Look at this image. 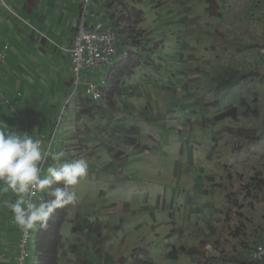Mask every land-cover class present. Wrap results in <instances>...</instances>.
<instances>
[{
    "label": "crops",
    "instance_id": "0c3cea01",
    "mask_svg": "<svg viewBox=\"0 0 264 264\" xmlns=\"http://www.w3.org/2000/svg\"><path fill=\"white\" fill-rule=\"evenodd\" d=\"M11 1L15 2L16 0ZM204 1L213 4L216 0ZM182 4H188L190 8L195 7L186 1H183ZM217 6H219L218 12L222 13L219 20L220 25L217 24L216 31L209 32L207 39L211 46L208 48L207 45H203L206 49L205 55H214L213 48L215 45L211 42L215 35L216 37L225 38L224 41L219 42V45L224 42L225 46L227 45L232 50V53L228 55L226 62L218 60L216 57L211 59V62L215 64L216 71L223 72L222 74L216 73V76H214L213 72L203 71L204 77L201 76V81H193L194 83L206 82L202 92H207L209 89L213 93H217L218 88L217 86L213 87V85H216L213 82L218 79L217 76L219 75V78L222 77L223 80H226L220 86H230L232 81L237 79L232 70L239 71L240 69L241 72L244 69L245 71L242 72L248 73L253 67L261 63L257 57L256 48L264 43V0H219ZM184 11V9L180 11L182 20L186 19L183 16L185 14L192 18L198 16V11L191 13H184ZM78 21L79 18H77V25ZM196 26H198L197 23L193 25L186 23L181 28L197 31ZM74 33L70 39L69 47L59 45L60 43L56 41L49 42L43 32L39 35H43L42 37L50 43L51 49L62 50L70 57L68 48H72ZM6 43L0 37V51ZM199 43L200 41L198 45ZM141 44L143 49L146 48L145 52L139 53L132 46H128L127 49L130 54L132 53L131 57L139 61V64L137 63L138 69L133 72V76H125L116 80L113 88L109 89L106 100L102 102V108H95L92 100L87 95L86 99L82 97L86 93H80L78 95L80 97L70 104H68L67 97L63 104L62 112L70 111V114H68V117L66 116L65 140L61 144L62 150L60 151L87 159L89 167L87 175L73 189L74 191L76 189L80 191L77 193V203L70 212L69 219H67V223L63 228V243L59 264H152V261H148L150 254L141 252V250L146 252L151 243V239L146 237L147 232H144L146 228L150 227L144 220H141L149 214L154 222H162L163 229L167 233L166 241L174 238L180 239V241L185 239L187 246H194L195 238L200 236L208 237V234H212L217 237L218 223L220 222L217 215L220 213L219 206H222V201L225 200V195L218 193L221 186L218 179H226L227 172L225 170L224 176L221 177L214 175L212 178H206L205 175L207 170L209 172V170L215 169L216 166L222 165L223 156L219 154L218 159L214 158L210 155V151L208 152L207 149L202 150V147L205 148V146L200 143L197 137H194L202 124L200 120H196L198 114L196 107H200L198 100L192 106H190L191 96L187 100H182V102L173 100L161 104V96L165 99L170 91L175 92L173 98L169 97L170 100L178 97L182 99L181 93L186 94L191 91L188 88L189 81L186 82L187 80L184 79L185 81L182 80L181 85L173 84L171 86L163 81V77L162 80L152 76L155 79V94L150 92L145 83L143 85L146 88L143 90L142 84L130 83L136 73L143 69V65H149L147 62H150V60L144 59L143 55L149 54L151 44L147 41L141 42ZM184 45L182 47L186 50L182 54L187 51L186 55H188V51L192 50V46H197V40L195 38L189 39L188 43ZM182 54L179 55L182 56ZM205 55L202 57L203 62H207ZM119 59L123 61V56H120ZM262 66L264 67L263 64ZM149 67L152 66L149 65ZM1 70L0 73H8L6 68ZM189 71L190 66L185 72L187 77L191 75ZM206 74L207 76H205ZM262 74L256 72L255 77L257 79L258 76L263 78L264 75ZM172 78L177 79L173 76L167 78V80ZM5 79L6 77L3 80L0 79V104L10 105L13 112L12 116L18 122L15 123L13 119V124L18 125L19 132L22 135L30 136L32 134L33 138L45 135V132H39L29 127L25 117L22 118L21 115V117L17 115V110L14 112V107L18 104L21 93L17 92L13 104L4 91ZM212 79L213 81H211ZM227 80H229V83H227ZM211 84L213 85L211 86ZM178 86L180 87L178 88ZM260 86L263 88L264 84ZM140 88L141 92L139 93ZM65 89L70 95L71 91H69L68 86H65ZM61 90L59 89V91ZM144 90H148V92L145 93ZM213 97L216 100L215 94ZM61 103L62 100L58 99L57 108L61 106ZM208 104L212 107L210 102ZM215 105H217L216 102ZM219 105L218 108L227 105L224 107L225 111H229L232 107L228 108V105H232L231 100H225ZM150 106L152 108H149ZM153 106H156V108ZM186 107L189 109H186ZM188 110L192 111V115H195L193 120L188 119ZM149 112H151L150 115ZM15 113L17 114L15 115ZM179 115L182 117L181 120H178ZM216 116L210 115L208 121L206 120L209 125L207 128L208 134L212 133L216 123H227L226 121H217ZM56 118L52 117V131L50 134H46V137L53 134ZM45 124L46 122H43L40 125L43 127ZM193 125L195 127L191 128ZM6 128L10 129L9 126ZM168 130L175 134L174 138L167 136ZM182 130L186 132L189 138L187 145L183 143V133L179 134V132H183ZM229 130L230 136H232V129L229 128ZM10 131H13V128ZM227 131L226 126L224 131L220 132V137L222 138L223 134L226 135ZM58 132L54 135L52 148L54 152H57L54 143ZM207 143L210 145L211 140H208ZM44 145L46 146L47 142ZM166 149L172 150L167 151ZM212 154L215 155L216 153L212 152ZM214 160L215 162H213ZM48 163L55 162L49 160ZM210 184L214 186L211 187ZM86 187H91V189H85ZM9 195L11 194L9 193ZM114 196L119 198L115 200L113 199ZM133 196L135 199L139 198V203L136 205L132 204ZM140 197L145 198L140 199ZM97 201L100 203L97 204ZM110 206H116L117 208L116 210L107 209ZM154 208L159 211L161 221L154 214ZM202 208L213 211L211 220L207 217L200 218V215L205 213V209ZM138 210L140 215L146 217L142 218L140 216L141 219H139L137 212L133 214L134 211ZM10 214L8 210L0 214V264H14L11 257L13 255L10 252V243L15 236H18L16 241L21 244L23 237L22 230L15 222L13 221L12 225L7 221ZM133 221L138 227L134 228ZM205 224L208 225L207 229L203 228V226H206ZM127 236L128 244L129 241L130 244L122 249L123 252L121 250L117 251L116 245H119L118 248L120 249L124 243L123 240ZM263 236L264 232H261L259 239L261 240ZM134 241L135 244L139 243L137 244L139 245L138 248L131 247ZM19 243L18 250L20 251ZM108 245L110 246V253L105 247ZM184 249L183 244H181L180 247L176 248V251L179 253L182 250L181 254L183 255ZM6 250L9 251L6 252ZM130 251H137V253H134L131 263L126 258L127 253H130ZM113 252L117 256L114 257ZM145 256H147V259ZM177 259L178 255L173 261Z\"/></svg>",
    "mask_w": 264,
    "mask_h": 264
},
{
    "label": "rangeland",
    "instance_id": "374dc122",
    "mask_svg": "<svg viewBox=\"0 0 264 264\" xmlns=\"http://www.w3.org/2000/svg\"><path fill=\"white\" fill-rule=\"evenodd\" d=\"M128 1L134 2L135 0ZM183 1L189 2L191 6L195 7L190 8L188 4H182ZM81 2L82 0H16L15 2L0 0V37H2L4 43L7 42L10 45L8 50L10 65L9 67L5 66L8 73L1 72L0 79L3 80L6 77L4 80V91L13 104L15 103L17 92L21 93L18 98V104L14 107V112L17 110L18 113H15V115L22 116V118L24 116L29 127L39 132L51 133L53 127L51 123L52 117H57L56 119H58L67 97L68 104H70L80 97L78 96L80 93L85 94L86 86L84 84L87 80L92 77L94 82L100 83L109 73L106 68H99L94 75H91L90 71H83L81 73L82 84L79 85L78 91H76L71 58L62 50L51 49L50 47V41H56L60 43L59 45L62 44L66 47L70 46V39L76 30L77 18H79V13L81 12ZM218 2L219 0L214 1L213 4H216L213 5L204 0H137V9L143 12L146 20V23L139 28V33H141L139 36L143 40L141 42L147 41L151 44L149 56L144 54L143 58L150 60L147 63L152 67L146 64L143 65V69L136 73L130 83L142 84V90L146 88L143 85L145 83L150 92L155 94V79L152 76L161 79L163 77L164 80H162L171 86L173 84L181 85L182 80L189 81L188 88L191 91L186 94L181 93L182 99L178 97L170 100V96L171 98L175 96V92L170 91L165 99L161 96V104H165V101L172 102L173 100L182 102V100H187L190 96V106L199 101L200 107H196L198 111L196 120H200L202 124L194 137H197L200 143L205 146V148L202 147V150L207 149L214 158L218 159L219 154L223 156L222 165L216 166L215 169L209 170V172L207 170L205 177L212 178L214 175L221 177L224 176L225 170L227 172L226 179H218V183L221 184L218 193L224 194L225 200L222 201L223 205L219 206L220 213L217 215L220 221L218 223L217 237L212 234H208V237L200 236L195 238L194 246H187L185 239L180 241V239L174 238L166 241L167 233L163 229L162 222H154L150 214L147 217L140 215L139 210L133 212V214L137 212L139 219H141L140 216L142 218L146 217L141 220H144L150 227L146 228L144 232H147L146 237L151 239V243L147 247L148 250L146 252L144 250H141V252L150 254L148 261H152V264H254L248 260L249 253L260 240L259 234L264 232V87L261 88L260 86L264 84V77L260 78L258 76V79L255 77L256 72L264 75V67L262 63L257 64L256 67L251 65L253 69L248 73L242 72L245 71L244 69L241 72L240 69L239 71L232 70L237 79H234L230 86H220L226 80H223L222 77L219 78V74L223 72L216 71L215 64L211 62V59L216 57V59L226 62V58L232 53V50L227 45L225 46L224 42L219 45V42L224 41L225 38L216 37V35L211 42L215 45L213 48L214 55H205L206 49L203 47V45H207L208 48L211 46L207 36L209 32L216 31L217 24L220 25L219 20L222 13L218 12ZM113 3L114 0H100L101 8L106 5H113ZM114 6L117 12L122 11L119 5L115 4ZM132 6L135 5L132 4ZM114 9L108 10V12H112ZM183 9L185 10L184 13L198 11L197 18H192L185 14L183 16L186 19L182 20L180 11ZM99 13L100 16L97 15V20L103 19L104 11L102 10ZM105 21H109V19L106 18ZM186 23L190 25L197 23V31L182 29L181 26ZM42 32L49 42L42 37L43 35H39ZM223 34L226 35L225 33ZM75 38L74 35V40ZM193 38L197 40V46H192V50L188 51V55H186L187 51L182 54L186 50L182 46ZM199 41L200 46L198 45ZM124 49L126 48L124 47ZM180 53L182 56L179 55ZM204 55L207 58V62L202 61ZM188 66H190L189 72L191 75L187 77L185 72ZM255 70L256 72H254ZM203 71L213 72L214 76L219 73L218 79L213 82L216 85L211 84L214 88L217 86V93H213L209 89L207 92H202L205 81L193 82L194 80L199 81L201 76L204 77ZM173 76L177 79L167 80V78ZM150 80L152 82H149ZM227 83H229V80H227ZM65 86H68L69 91H71L70 95L69 92H66ZM59 89L62 90L59 91ZM138 92H141V88ZM147 92L148 90L145 91V93ZM214 94L216 100L213 97ZM82 97L87 98L86 94ZM58 99H61L62 103L57 108ZM225 100H231L232 105H228V108L235 106L238 109L236 124L231 117H228L226 124L216 123L212 133L208 134L207 128L209 125L206 120L208 121L210 115L218 116V113L221 112L223 114L226 112L224 107L227 105L218 108L220 106L219 103ZM209 102L212 107L209 106ZM215 102L217 105H215ZM154 103L155 101L153 105ZM153 107L156 108V106ZM149 108H152V106ZM186 109L189 108L186 107ZM12 113L10 105L6 103L4 105L0 104V126H9L10 129L13 128L14 132L22 135L19 132L18 125L13 124V119L15 123L18 122L12 116ZM191 113L192 111L188 110L189 120L195 118V115ZM68 114H70V111H64L63 122L55 139L54 148L57 152L62 150L61 144L65 140V121ZM181 119L182 117L179 115L178 120ZM43 122H46V124L42 127L40 124ZM226 126L228 128L227 134H223L221 138L220 132L224 131ZM193 127L195 125L191 126V128ZM229 128L232 129V136H230ZM182 131L179 134L183 133V143L187 145L189 138L186 132ZM30 136L32 137V134ZM167 136L174 138L175 134L168 130ZM208 140H211L210 145L207 143ZM171 150L168 149L167 151ZM52 152L55 153L54 150ZM212 152L216 154L213 155ZM47 166L48 164L45 168ZM213 186L212 184L211 187ZM232 188L234 189L232 190ZM85 189H91V187H86ZM79 191V189H76V194ZM118 198L116 196L113 197L115 200ZM144 198L140 197V199ZM131 201L132 204L136 205L139 203V198L135 199L134 197ZM96 203L99 204L100 202L97 201ZM116 208V206H110L107 209L116 210ZM202 209L204 210L205 208ZM4 210L6 211V209L0 208V214L5 212ZM153 212L159 218V211L154 208ZM204 212L200 215V218L204 219V217H207L211 220L213 211L205 209ZM158 220L161 221V218ZM7 221L13 225L14 220L11 214ZM136 225L135 221H133L134 228L138 227ZM206 227L208 225L203 226L204 229H207ZM39 230L40 228L38 227L35 232H30L28 246L30 256L24 264L36 263V241ZM17 237L15 236L10 243V252L13 255L11 257L14 264H20L17 259L19 252ZM123 241L124 243L122 242L123 245L120 249L118 248L119 245H116L117 251L121 250L123 252L124 250L122 249L130 244V241L128 244V236ZM137 244L134 241L131 247L138 248L139 245ZM181 244L185 248L183 255L181 254L182 250L179 253L176 251V248L180 247ZM105 247L110 253V246ZM174 250L178 255L176 261H173L172 257L169 256ZM187 250L189 251L187 252ZM8 251L6 250V252ZM134 253H137V251L127 253L126 258L130 263L133 260ZM113 255L114 257L117 256L114 252ZM145 258L147 259V256Z\"/></svg>",
    "mask_w": 264,
    "mask_h": 264
},
{
    "label": "clouds",
    "instance_id": "9594fccd",
    "mask_svg": "<svg viewBox=\"0 0 264 264\" xmlns=\"http://www.w3.org/2000/svg\"><path fill=\"white\" fill-rule=\"evenodd\" d=\"M92 8L97 11L94 0ZM102 10L108 12L109 5L98 9ZM115 11L117 9L112 12ZM131 56L129 52L125 59ZM232 108L237 109L235 106ZM228 117L236 124L237 118ZM228 117L220 121H226ZM49 160L55 163L49 164ZM46 164L48 166L45 168ZM88 167L89 163L83 157L64 151L53 153L40 139L0 126V208L11 213L15 224L22 231L35 232L38 227L46 229L57 209L75 205L77 194L73 189L87 175ZM59 183L63 187L52 188V185ZM46 192L51 199H44L43 194Z\"/></svg>",
    "mask_w": 264,
    "mask_h": 264
},
{
    "label": "built area",
    "instance_id": "2783aa9c",
    "mask_svg": "<svg viewBox=\"0 0 264 264\" xmlns=\"http://www.w3.org/2000/svg\"><path fill=\"white\" fill-rule=\"evenodd\" d=\"M92 5L93 0H82V11L76 29V38L72 48H68V52L73 63L76 91H78L79 85L82 84L81 73L83 71H90L91 75H94L99 68H106L109 71L100 83L94 82L91 77L84 84L86 86L85 93L92 100L94 107L102 108V102L106 100L109 89L116 81L115 71L121 62L119 57L123 56V59H125L129 56V51H127L129 45L120 34L122 24H119V17L123 10L120 13L116 11L104 12L103 19L97 20L99 13H96L97 11L92 8ZM106 18L109 21H105ZM9 48V43H6L0 51V70L4 66H9ZM256 49L257 57L264 65V43L258 45ZM63 117L64 112L59 115L52 137L49 140L45 135L38 138L43 144L47 142L46 147H50V151L53 148L54 135L58 132ZM22 232L23 237L18 256L20 264H24L30 256L28 251L30 232ZM248 260L254 264H264V236L249 253Z\"/></svg>",
    "mask_w": 264,
    "mask_h": 264
},
{
    "label": "trees",
    "instance_id": "16d2710c",
    "mask_svg": "<svg viewBox=\"0 0 264 264\" xmlns=\"http://www.w3.org/2000/svg\"><path fill=\"white\" fill-rule=\"evenodd\" d=\"M97 9L101 8L99 0H94ZM137 0L134 2H130L128 0H114L113 5H109V10L115 8V4H119L120 7L123 9L121 12L119 24L121 25L120 34L125 38L129 46H132L134 50H138L139 53L145 52L146 48H142L140 39L141 33H139V28L146 23L144 19V14L141 10H138L135 5ZM116 9V8H115ZM125 24V25H124ZM78 26V25H77ZM75 40H73L74 43ZM150 47V46H149ZM145 50V51H144ZM138 62L135 58L129 57L128 59H124L115 71L116 73V80L122 79L125 76H133L134 71L138 69ZM10 65V64H9ZM5 66L2 68L4 69ZM226 81H223L225 83ZM116 83V81H115ZM112 84L111 88L115 85ZM221 83V84H223ZM237 109L232 108L226 114L219 115L216 120L220 121L225 119L228 116H232L237 118ZM46 135V134H45ZM52 136V135H51ZM51 136L47 135V138ZM56 187H63L62 183L52 185V188ZM52 197L48 192L44 193V199L48 200ZM75 205H68L64 208L57 209L52 218L48 222L47 228H40L37 234V241H36V249L37 255L36 257V264H59L61 258V245L63 243V228L67 223V219H69V214ZM172 259L177 258V252L174 250L173 253L170 255Z\"/></svg>",
    "mask_w": 264,
    "mask_h": 264
},
{
    "label": "bare ground",
    "instance_id": "6f19581e",
    "mask_svg": "<svg viewBox=\"0 0 264 264\" xmlns=\"http://www.w3.org/2000/svg\"><path fill=\"white\" fill-rule=\"evenodd\" d=\"M99 12H101V11H99ZM99 12H96V13H99ZM99 15H100V13H99ZM76 34V31H75V33H74V35ZM60 129V128H59ZM20 244V243H19ZM34 259V258H33ZM36 264V263H35Z\"/></svg>",
    "mask_w": 264,
    "mask_h": 264
},
{
    "label": "water",
    "instance_id": "95a60500",
    "mask_svg": "<svg viewBox=\"0 0 264 264\" xmlns=\"http://www.w3.org/2000/svg\"><path fill=\"white\" fill-rule=\"evenodd\" d=\"M116 5H119V4H116ZM120 6V5H119ZM135 6L137 7L138 6V4L137 3H135Z\"/></svg>",
    "mask_w": 264,
    "mask_h": 264
}]
</instances>
